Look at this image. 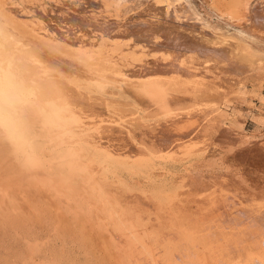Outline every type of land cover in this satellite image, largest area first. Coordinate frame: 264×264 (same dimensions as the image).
Listing matches in <instances>:
<instances>
[{
    "label": "bare ground",
    "instance_id": "1",
    "mask_svg": "<svg viewBox=\"0 0 264 264\" xmlns=\"http://www.w3.org/2000/svg\"><path fill=\"white\" fill-rule=\"evenodd\" d=\"M61 1L0 0V128L5 136L3 142L6 143V145L0 144V205H4V202L10 204L11 194L14 193L20 208L29 207L32 201L36 200V194L39 195L42 190H52L53 194L49 202L53 210L50 209L55 211V214L60 218L72 214L78 223L83 241L97 247L96 250L98 249L101 253L105 251L112 260L118 262L120 254L116 250L114 240L116 237L112 236L115 234L114 231L112 230L113 233L110 231L112 235L109 234L111 228L108 230L110 226L104 224L105 221L101 222L104 219L94 221L88 215L87 210L91 208L88 204L86 207L83 206V203L86 202L82 200L83 198L78 199L77 195L80 193H76L75 198L72 199L70 195L67 196L59 188H54L43 181L35 183L30 178H27L26 184L23 185L20 182L22 172L28 167L27 161L32 157L24 154L27 159L22 165L13 160L19 157L21 150L28 149L31 155L41 153L59 169L62 182L59 184L65 183L69 178H80L89 188L94 186V191L91 190L90 195H98V191L95 189L97 179L89 167L92 164L105 167L103 162H119V160H115L114 153H110L111 150L109 149V152L100 143L102 135H106L105 131L103 133L100 128L102 125L97 121L98 118L96 120L99 114L91 107L94 97H99L101 102L103 99L101 96L109 93L113 88H120L132 100L135 106L134 110L147 112L146 115L156 118L161 122L157 123L163 125L162 134L157 132L158 139L155 137L156 133L152 134L153 130L150 127L142 128L143 126H141L144 137H141L142 142L146 141L151 144L154 151L162 152L160 150L164 143L169 141L173 144L178 138L184 144L187 141L184 142L186 139L183 138L191 136L195 130L197 132L193 134L195 136L202 132L206 136L207 131H209L208 133L210 131L220 132L224 127V118H221L222 114L218 111L219 105H217V101H214L226 95L236 83L247 80L255 81L257 84L262 83L264 81V53L259 52L258 48H254L252 46L254 43L250 45L249 41V43L246 42L247 40H243L241 36L239 37L233 32L208 29L209 26L207 27L203 17L186 0H110V2L101 0L104 14L100 11L97 16L89 14L86 17L75 11L70 14L67 10L61 11L65 8ZM250 1L227 0V12L231 16L247 19L246 17L252 15L250 14ZM70 2L68 3L70 4ZM86 4L88 7V3ZM130 7H136V9L142 7L137 9L134 14L145 16V19L154 17L150 21L155 27V31L152 33L154 35L150 33L151 36H147L149 34L142 36V33L136 38L134 35L131 37L132 32L126 31L127 24L125 28L119 26V30L114 31V28H112L113 31L110 30L113 18L124 16V12ZM78 9L76 10L78 11ZM256 14L252 15V18L264 23V13L257 14L259 17ZM111 16H114L111 18L112 20ZM127 18L129 16L123 21L117 19L114 22L123 23ZM140 19L138 18L139 21ZM136 23L138 24L137 21ZM136 23L134 22V24ZM161 30H164L162 34L164 39L159 40L158 34ZM141 31L143 30L139 28L138 32ZM143 32H146L145 29ZM137 34L135 32V35ZM115 90L112 91L116 92ZM225 97L227 98V96ZM108 100H110L109 103H114V100ZM116 102L121 103L120 101ZM124 102L122 101V103ZM126 103L128 105L129 102L122 104L125 106L124 109L128 108ZM104 106L105 110L109 112L112 110V114L117 115V117L114 116L115 118L122 119L123 116L128 117L127 114L130 113L129 110H121V107H110V104H104ZM117 107L119 106L117 105ZM136 116L134 119L140 118L139 114ZM190 118L198 119L197 124L193 125L196 128L192 126L193 128L189 129L186 126V129L181 127L178 128L180 130H175L174 125L178 126L180 123L183 124L182 122L189 123L190 121L186 120H190ZM92 119L96 121L90 122ZM102 119L103 117L99 121L107 118ZM126 120L124 119V121ZM137 123L139 122L135 124ZM105 125L103 124L104 127ZM112 127L114 129L108 127V132L113 131V134H118L119 139L120 134H124L121 138H125L122 140L125 139V142H129L128 145H130L132 140L129 137V131L132 129L125 131L119 126L116 129L115 126L112 125ZM110 128L112 131L109 130ZM137 129L135 130L137 131ZM172 129L175 131L171 132ZM137 133L139 134V131ZM106 134L108 135V133ZM108 136L106 139L110 140L112 135ZM137 136L139 135L134 137L138 138ZM153 137L156 138V141L152 139ZM116 138L117 135L114 139ZM191 138L189 137L187 140L195 139L193 136ZM122 140H120L121 143ZM197 140L196 142H198ZM117 141L118 149L121 147L122 150L119 140ZM159 141L161 142L159 143ZM181 141L177 144L175 142L173 146L168 144L170 147H176L182 144ZM194 142L190 141L191 144ZM112 144L114 145V143ZM134 144L136 145V143L132 145L137 149L138 147H135ZM191 144L185 146L190 148V151ZM122 145H125L124 142ZM170 147L168 146V148ZM261 147L260 151L264 150V145ZM125 150L120 153L122 154ZM184 150L182 149V153ZM89 152L99 154L101 158L90 159L88 158ZM7 153L11 158L4 160L3 157ZM144 156L137 154V157L140 158L133 161L134 157H131L133 159L130 162L144 161L145 158L147 159ZM123 160H126L125 157ZM127 160L129 163L130 159L127 158ZM125 165L127 164L125 163ZM128 166L132 168V165L128 164ZM198 185L206 184L198 183ZM197 188L198 186L196 192ZM202 188L205 186L199 189ZM191 190L193 191L194 188ZM202 190L199 192L202 193ZM249 190L244 193L248 194ZM210 192L204 193L208 196L207 198L221 196L217 191L218 195L213 190ZM236 194L238 195V193ZM244 196L247 198V195ZM220 198H216L218 202ZM248 199L251 207H247H258L259 204L264 203V189L255 188L248 194ZM35 202L33 201V203ZM121 206L124 205L121 204ZM101 209L100 214H107L108 218L116 215L113 214L114 210L110 207ZM121 211H123L122 214L129 215L128 212H125L126 209ZM102 218L106 217L102 216ZM95 220L97 219L95 218ZM111 220L110 222L113 221Z\"/></svg>",
    "mask_w": 264,
    "mask_h": 264
},
{
    "label": "rangeland",
    "instance_id": "2",
    "mask_svg": "<svg viewBox=\"0 0 264 264\" xmlns=\"http://www.w3.org/2000/svg\"><path fill=\"white\" fill-rule=\"evenodd\" d=\"M69 1L72 3L69 4ZM85 1L88 3V7ZM107 1L110 2V0ZM186 1L203 17L207 27L209 26L208 29L233 32L235 35L241 36L243 40H247L246 42L249 41L250 45L254 43L256 46L254 44L252 46L264 53V23L252 18V15L256 13L258 15L261 12L264 13V4H262L264 0L250 1V14L252 15L246 17L247 19L231 16L227 12V0ZM61 3L65 6L61 11L67 10L69 14L74 11L80 15L84 14L85 17L89 14H93V16L96 14L95 16H97L100 11L104 14L101 0H62ZM79 7L81 11L78 9ZM140 8L137 7V9ZM89 9L90 11H88ZM128 9L124 12V16L110 17L116 22L117 19L123 21L129 16L123 23L112 21L110 30H119V26L125 28L127 24V30H125H129V33L132 32L131 37L134 35L136 38L142 33V36L154 35L152 33L155 31V27L153 23H150L154 17H146L145 19V16L134 14L137 11L136 7ZM130 15L132 16L130 17ZM136 16L139 19L142 18L140 21H143L140 22ZM113 24L115 25L112 27ZM149 26L153 27L149 28ZM138 27L143 31L145 29L147 33L138 32ZM122 28L121 30H124ZM135 32L138 34L135 35ZM163 32L164 30H161V34L157 33L160 36L159 40L163 38ZM251 81L236 83L226 95L214 101H217L218 111L222 114L221 118H224V127L220 132L210 131V134L207 131L206 134L209 135L206 137L202 131L197 136L193 135L197 133L195 130L189 136L190 138L193 136L195 139L191 140V138L190 141L196 142L198 139L199 143L191 144L187 140L189 137H184L183 139H186L184 142L187 141L188 143L183 144L177 138L175 139L176 144L181 141V145L170 147L175 142L171 144L172 142L167 141L162 147L160 146L162 152L154 151L151 144L146 141L142 142L141 137H143L142 128L146 126L153 130L152 134H157V132L162 134L163 125L158 124L157 122L160 121H157L156 118L146 115L147 112L134 110L135 106L132 100L120 88L112 89H116L117 94L111 90V94L109 92L101 96L103 98L101 102L99 97H94L91 107L99 116L101 115V117H96V120L98 118L97 121L102 125L100 128L103 133L105 131L104 134L107 137L112 135L113 138L111 137L110 140L117 135L118 139H116L122 146V150L121 147L118 149V141L114 139L112 142L109 138L106 139L104 135L100 139L102 147L108 149L109 152L111 150L110 153H114L113 158L119 162H103L105 167L93 164L89 167L97 179L95 189L98 191V195H90V191H94V186L89 188L80 178H69L65 183L59 184L62 183L59 169L52 165L45 155L41 153L31 155L28 149L26 151L21 150L19 157L13 161L22 165L27 159H25L24 154L32 157L27 161L28 167L22 172L21 184L25 185L26 179L30 178L35 183L43 181L54 188H59L67 196L70 195L72 199L75 198L76 193H80L77 195L78 199L83 198L82 200L86 202L83 203V206L86 207L88 204L91 208L87 210L88 215L94 221L104 219L101 222L105 221L104 224L110 226L106 225L108 230L111 228L109 234L112 235V230L114 231L115 234L112 236L116 237L114 240L116 250L120 254V261L115 262L105 251L101 253L98 249L96 250L97 247L83 241L78 223L72 214L61 216L62 218L57 216L55 211H52L49 202L53 191L42 190L39 195L36 194L37 198L33 200L36 202L33 203L32 201L29 207L20 208L14 193L11 194L10 204L4 202V205H0V264H264V203L259 204L256 208H250L251 203L249 199L247 200L248 194L255 188L264 189V152H262L264 150L260 151L261 145H264V81L260 84ZM108 99L114 100V103L116 101L121 103L116 102L114 104L112 100V103H109L110 100ZM104 100L105 102H103ZM106 101L110 107H121V110H129L128 117H122V119L125 117L124 119L129 121L115 118L114 116L117 117V115L112 114V110L110 112L105 110L104 104L109 105ZM122 101L129 102L128 105L126 103L128 108L124 109L125 106L122 104L125 102L122 103ZM130 114L132 115L129 116ZM133 114L135 116L139 114L140 118L136 116L137 118L134 119ZM102 117L107 119L99 121ZM93 120L96 121L92 119L90 122ZM135 121L139 122L138 125L135 124ZM186 121L190 122L178 124L180 127L174 125L175 130H180L178 128L181 127L186 129V126L191 129L190 127L197 124L198 119L190 118ZM103 124L109 125L104 127ZM112 125L115 126V129L117 126L120 129H125V131L132 129L129 131V137L132 140L131 143H136L137 146L134 145L138 148H134L131 143L130 145L133 147L128 145L129 142H125V139L122 140L125 138H121L124 134H120V139L118 134H113ZM158 125L160 127H157ZM141 126L143 127L141 128ZM174 126L172 127L174 128ZM108 127H111L109 129L112 131L111 134L108 132ZM175 130L172 129L171 132ZM135 132L137 134H134ZM3 133L0 128V144H4L5 136ZM156 134L155 137L158 139L159 134ZM135 135H139L138 138L134 137ZM155 137L152 139L155 140ZM120 140L124 142L126 147L122 145L123 142L121 143ZM165 144L170 148L168 146L163 147L166 146ZM189 144L194 149L191 148L192 152L190 148H186ZM139 147H141L140 150ZM127 148L130 150H125ZM182 149H185L184 153H182ZM124 150L125 152L121 154L120 152ZM133 150H137V152ZM127 151L131 152L127 153ZM129 153L131 154L129 155ZM137 154L138 156L145 155L148 161L144 156L145 160H141V162L145 164L142 163L141 165L140 161V163H131L130 161L133 159L131 157H134L133 161L140 158L137 157ZM124 157L126 160H123ZM10 158L9 153L3 157L4 160ZM88 158L96 159L101 158V156L89 152ZM127 158L130 159L129 163ZM128 164L132 165V168H129ZM198 183L206 185L202 186ZM193 185L198 186L197 192L199 194L196 192L197 186ZM232 185L235 187L233 188ZM199 186H205V188L202 190L199 189ZM191 188H194L195 191H192ZM247 189L249 193L245 194ZM201 190L202 193L199 192ZM212 190L215 193L217 191L224 198L219 195L221 200L220 197L216 196V198H220L219 202L215 196L212 199L207 198L208 196L205 194L209 191L212 192ZM244 195H247V198ZM118 199L120 200L118 201ZM211 203L213 205H210ZM214 203L216 204L214 205ZM121 204L124 206L122 207ZM102 207H110L114 210L113 214L116 215L108 218L107 214H100ZM121 210L128 212L129 215L122 214L123 211ZM102 216L107 219L102 218ZM107 220L109 222H106Z\"/></svg>",
    "mask_w": 264,
    "mask_h": 264
}]
</instances>
